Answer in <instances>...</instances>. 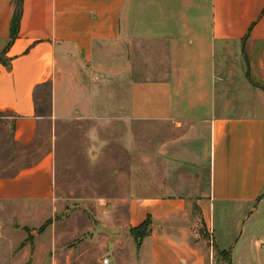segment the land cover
<instances>
[{
	"label": "crops",
	"instance_id": "0c3cea01",
	"mask_svg": "<svg viewBox=\"0 0 264 264\" xmlns=\"http://www.w3.org/2000/svg\"><path fill=\"white\" fill-rule=\"evenodd\" d=\"M44 84L50 111L39 116ZM2 115L23 147L42 118L92 119L129 148L132 124L159 127L152 153L136 143L139 170L118 173L122 226L93 222L59 256L69 233L54 222L19 248L53 216L54 153L0 177V205L21 227L18 262L264 264V0H0ZM216 208L228 222L218 235ZM95 230L113 236L105 245Z\"/></svg>",
	"mask_w": 264,
	"mask_h": 264
},
{
	"label": "rangeland",
	"instance_id": "374dc122",
	"mask_svg": "<svg viewBox=\"0 0 264 264\" xmlns=\"http://www.w3.org/2000/svg\"><path fill=\"white\" fill-rule=\"evenodd\" d=\"M236 62H239V51L228 58L229 64L234 65ZM42 92L36 101L38 115L41 111H50V102L45 100L46 89H42ZM96 125L92 119L78 124H75V120H70L60 128L57 124L54 126L52 120L42 118L39 119L34 143L23 147L12 140L10 116H0V177L13 176L19 170L35 165L47 153H51V156L54 153V175L58 188L54 189V198L47 208L53 210V216L49 220L59 227L68 228L66 232L69 233L55 247L58 256L78 240L87 239L93 222L102 228H107L112 221L122 226L126 205H115L123 194V184L118 180V173L138 171L136 143L142 144L141 150L152 153L156 133L159 132V127L154 123L132 124L133 134L129 148L127 145L123 146L118 132L114 135L95 134ZM8 212L5 205H0V264H33L31 260L20 263L14 256L19 250L15 249L17 245L14 247V240L15 243L18 242L17 234H20L21 227ZM212 222L217 235L228 224L226 215L220 208H216ZM45 223L46 221L41 227ZM41 227L25 229L27 237L23 246L32 242L34 237L31 232L35 236ZM112 232L95 230L93 233H97L99 240L106 245L107 238L113 236ZM209 245L212 246L210 243ZM102 248L99 253L101 258L107 252L106 246Z\"/></svg>",
	"mask_w": 264,
	"mask_h": 264
},
{
	"label": "trees",
	"instance_id": "16d2710c",
	"mask_svg": "<svg viewBox=\"0 0 264 264\" xmlns=\"http://www.w3.org/2000/svg\"><path fill=\"white\" fill-rule=\"evenodd\" d=\"M42 89H46L45 100H49V96H50L49 85L48 84L42 85ZM35 104H36V102H35ZM36 106H37V104H36ZM36 113H37V109H36ZM48 114H49V111L48 112L41 111L39 116H47ZM50 223H51L50 220H47L46 223L44 224V226H42L39 229V231H42ZM149 225H150V221H149V219H146V221L142 225H140L139 227L130 229L129 232H130L131 236L133 237V239L134 240H141L144 237H146L149 234ZM23 244H24V242L20 245L19 248L23 247Z\"/></svg>",
	"mask_w": 264,
	"mask_h": 264
},
{
	"label": "built area",
	"instance_id": "2783aa9c",
	"mask_svg": "<svg viewBox=\"0 0 264 264\" xmlns=\"http://www.w3.org/2000/svg\"><path fill=\"white\" fill-rule=\"evenodd\" d=\"M193 234H194V235H198V232H197V231H194ZM208 234H209V238H208L209 243L212 244V240H211V235H212V234H211V231H210ZM102 263H103V264H108V260H107V259H104V260L102 261Z\"/></svg>",
	"mask_w": 264,
	"mask_h": 264
}]
</instances>
